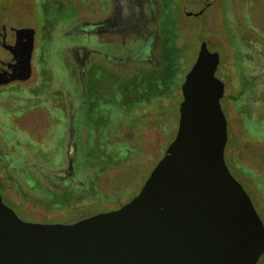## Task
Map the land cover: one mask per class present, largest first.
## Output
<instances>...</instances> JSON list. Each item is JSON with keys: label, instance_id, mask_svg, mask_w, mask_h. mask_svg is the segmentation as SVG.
Masks as SVG:
<instances>
[{"label": "rangeland", "instance_id": "1", "mask_svg": "<svg viewBox=\"0 0 264 264\" xmlns=\"http://www.w3.org/2000/svg\"><path fill=\"white\" fill-rule=\"evenodd\" d=\"M162 1L163 17L159 22L165 37L161 64L139 74L113 72L109 76L111 73L100 67V74L88 75L89 103L93 107L87 114L91 122L83 125L84 138L77 126L75 139L70 140L66 124L61 125L58 120H64L65 114L59 84L78 86L72 52L66 47L79 39L63 33L71 23L92 18L93 14L83 5L76 13L71 0H0V18L10 7L27 12L29 9L36 31L32 73L19 83L18 97L12 98L9 87L0 89V143L8 142L4 135L11 134L7 107L15 101L19 110L14 126L18 166H30L36 160L49 169H63L69 157L78 162V172L92 175L86 187L91 191L85 193L49 183L32 170L24 173L21 183L12 182L7 190L13 202L24 210L4 199L21 219L73 222L136 194L174 136L180 86L200 41L208 38L221 44V51L230 62L227 74L233 76V81L225 85L221 100L230 135L226 162L264 223V101L249 95L253 87L248 73L251 68L238 40L249 41L257 50L264 47V0H219L217 11L214 0H208L209 8L203 2L198 5L196 0H189L185 5L188 10H204L199 17L184 13L186 0ZM150 71L153 77L165 79L164 98L158 100L160 93L146 91ZM0 175L6 176L1 171ZM54 191L64 192L56 195L57 199L52 195ZM256 264H264V252Z\"/></svg>", "mask_w": 264, "mask_h": 264}, {"label": "water", "instance_id": "2", "mask_svg": "<svg viewBox=\"0 0 264 264\" xmlns=\"http://www.w3.org/2000/svg\"><path fill=\"white\" fill-rule=\"evenodd\" d=\"M220 45L200 42L181 85L176 132L130 200L73 222L41 223L21 219L0 196V264H256L264 223L224 158L220 97L232 78ZM28 50L0 84L29 78Z\"/></svg>", "mask_w": 264, "mask_h": 264}, {"label": "flooded vegetation", "instance_id": "3", "mask_svg": "<svg viewBox=\"0 0 264 264\" xmlns=\"http://www.w3.org/2000/svg\"><path fill=\"white\" fill-rule=\"evenodd\" d=\"M71 1L75 4L76 13L78 12V8L83 5L86 6L87 10L92 12L93 17L84 18L71 23L69 28L63 33V35L67 37L72 36L78 37L79 39L66 47V50L72 52L78 86L76 88L73 86L68 87L65 84L62 85L63 82L59 84L60 88H62L61 94L63 100L61 102V107L64 105L62 108L65 111V114H63L65 121L61 120V117L58 120L61 125L66 124L65 127L68 130V137L70 140L73 138L75 139L77 126H79L78 131H80L81 138H84L85 129L83 125L91 122L87 114V111L89 112L93 107V105L89 103L91 99L89 98L87 89L88 75H94L95 73L100 74L102 71L99 70L100 67L106 68L107 71L111 73L109 76H111L113 72L119 74L123 72H127L128 74L130 72L139 74L142 70L157 68L162 62L165 37L159 22L163 17L162 0ZM188 1L189 0H186L183 6L187 5ZM199 2H203L202 4H204L206 8H209L211 3L208 0H196L198 5ZM213 3L219 8V0H214ZM16 8L17 7H10L4 10L0 18V77L5 76L3 77L4 79L8 76L10 77V75L15 72L19 66V59L23 58L28 47L32 71L33 48L36 39L33 15L28 9L27 14H22V16L19 17ZM203 11L204 10L201 9L197 14L191 13L189 16H202ZM28 19H30V21H28ZM203 40H206L208 44L212 46L219 44L210 42L208 38L202 39L201 41ZM238 40H240L242 45L241 50L244 54L243 56L251 68L250 71H248L250 75L249 82H253L254 86L251 91H249V95L252 96V98L254 97V100L257 97L258 100L264 101V47L257 50L250 45L249 41H242L239 37ZM249 56L251 57L249 58ZM225 59L228 61L225 70L228 71L230 62L226 57ZM219 69L220 71L216 70L215 74L224 76V70L220 67ZM230 77L232 78L231 80L224 82L220 104L221 100L224 99L225 85L233 81V76L230 75ZM23 81L25 80L13 77L7 82L1 83L0 89L3 90L9 87V89H11L10 93L13 95L12 98L16 99L18 97V85ZM14 102L15 101L12 102L11 107H7V112L11 113L7 121L10 124L11 134L10 136L4 135L8 142L3 141L0 143V171L6 175H0V196L2 202L6 204L4 201V199H6L14 206L23 209L22 206L16 205V203L13 202L7 194V190L10 189V183L12 182L19 185L21 183V176L24 178V173H31V170L34 174L42 175V178L47 179L49 183L64 185L62 186L63 188L67 186L73 187L76 191L84 190L83 192L85 193L90 192L91 190H86V187L92 175L89 174V172H78V162L75 158L66 157L65 167L63 169H49L36 160H32L30 166L21 167L16 164L17 159H15L14 154L18 151L19 145H17L18 148L14 145V141L17 139V130L14 126L18 120L19 110ZM244 103L245 101L243 99V106H245ZM221 109L225 115V110L222 108V105ZM178 116L179 112L177 113V123ZM229 136L227 125V141L224 148L225 161L226 158H228V156H225V150L227 149ZM8 137L11 138L10 142ZM21 168L23 169L21 170ZM24 168L27 171H24ZM7 180L11 182L7 183ZM130 199L120 200L116 205L101 210V212L115 209Z\"/></svg>", "mask_w": 264, "mask_h": 264}, {"label": "trees", "instance_id": "4", "mask_svg": "<svg viewBox=\"0 0 264 264\" xmlns=\"http://www.w3.org/2000/svg\"><path fill=\"white\" fill-rule=\"evenodd\" d=\"M149 77L151 78V80L150 81H148L147 82V88H146V91L148 92V91H150V90H152V91H156L157 93H160L161 95H159V96H161L160 98H158V100L159 99H161V98H164L165 96L162 94V93H164L163 92V89L165 88V86L167 85V83H164L165 82V79H159V78H156V77H153V74H152V72L150 71L149 72ZM251 85H253L254 86V84H253V82H251L250 83ZM131 85V84H130ZM251 91V90H250ZM240 94V93H239ZM133 108V107H132ZM82 157H84V160L86 159L85 158V156L84 155H82ZM237 175L238 176H241V177H245V178H247V179H250V178H248L247 176H245L244 174H243V172H240V173H238L237 172ZM247 175V174H246ZM251 180V179H250ZM256 189V188H255ZM62 192H64V191H62ZM61 192V193H62ZM61 193H56V191H54V192H52V195H53V197H55V198H57L56 197V195H58V194H61ZM44 196H45V194H44ZM58 199V198H57ZM60 200L62 199V198H59ZM59 201H57L56 203H58Z\"/></svg>", "mask_w": 264, "mask_h": 264}]
</instances>
